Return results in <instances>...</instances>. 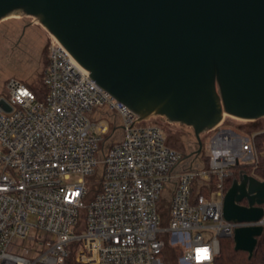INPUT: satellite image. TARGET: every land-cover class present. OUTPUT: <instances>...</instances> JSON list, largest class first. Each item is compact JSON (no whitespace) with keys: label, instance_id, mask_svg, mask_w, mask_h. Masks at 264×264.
<instances>
[{"label":"built area","instance_id":"built-area-1","mask_svg":"<svg viewBox=\"0 0 264 264\" xmlns=\"http://www.w3.org/2000/svg\"><path fill=\"white\" fill-rule=\"evenodd\" d=\"M48 50L43 97L18 78L0 96V264H214L222 238L264 227L223 217L253 139L222 133L207 168L188 164L51 34Z\"/></svg>","mask_w":264,"mask_h":264},{"label":"water","instance_id":"water-1","mask_svg":"<svg viewBox=\"0 0 264 264\" xmlns=\"http://www.w3.org/2000/svg\"><path fill=\"white\" fill-rule=\"evenodd\" d=\"M17 13L34 18L140 120L191 127L196 157L201 135L226 117L264 119V0H0V22ZM0 107L11 110L2 98ZM263 216L264 180L240 171L224 219ZM263 234L262 226L237 228L235 250L252 258Z\"/></svg>","mask_w":264,"mask_h":264},{"label":"trees","instance_id":"trees-1","mask_svg":"<svg viewBox=\"0 0 264 264\" xmlns=\"http://www.w3.org/2000/svg\"><path fill=\"white\" fill-rule=\"evenodd\" d=\"M24 27L25 28H23V30L21 29V32L18 31L16 27L6 31L7 33L5 32L6 35H4V39H6V42L9 45L3 50L4 57L0 62V81L9 75L19 76L21 81L26 83V85H28V87L35 91L40 97H43L45 94L43 78L49 62V40L44 35L42 29L39 26L29 24L24 25ZM41 40L43 42V45L42 43L40 44L42 47L39 46V42ZM26 74H28L27 79L25 78ZM42 92H44L43 96L41 95ZM248 123H251L250 126L255 129L246 130L244 128H238V130L243 132L242 134L244 135L250 134L253 131H257L252 138L253 146L258 156L257 161L250 163L237 162L234 164L231 167L234 174L227 182L226 190H229L234 178L238 177L240 171H245L249 175H253L259 180H264V119ZM173 124L188 127L180 123ZM223 124H228L229 126L234 125L232 122H226V120L223 122ZM211 131L201 135L205 148V137L207 133ZM188 139V144L192 152L191 154L193 155L184 153L186 162L191 164L194 161L198 166L207 168L211 151L206 149L198 158H196L194 153L198 150L199 145L195 134L194 139L191 138V136ZM174 144L175 143L169 138L168 145L174 149L180 150L178 147L174 146ZM176 145L180 147L179 143ZM201 193H204L206 196L209 194L207 190H204ZM160 211L164 221L167 220L168 214L165 204L162 205ZM182 253V250L174 252L173 257L167 259V263L177 264ZM214 264H264V234L259 238L258 245L253 253L252 258H249V254L247 252L235 250V244L232 237L222 238L220 240V254L217 256Z\"/></svg>","mask_w":264,"mask_h":264},{"label":"rangeland","instance_id":"rangeland-1","mask_svg":"<svg viewBox=\"0 0 264 264\" xmlns=\"http://www.w3.org/2000/svg\"><path fill=\"white\" fill-rule=\"evenodd\" d=\"M35 25V26H39L44 35L48 38V40L50 39V34L37 22H35V19L29 16H25L23 14H13L10 17L2 20L0 22V62L3 60L2 58L3 56V50L9 45L6 42V39H4V35H6V31H8L9 29H13L14 27H16L18 29V31L21 32V29L23 30L24 25ZM6 32V33H5ZM43 42L42 40L39 42V46H41L40 44ZM42 47V46H41ZM31 71V70H30ZM28 74L25 75V78L27 79ZM11 78H18L20 79L19 76H15V75H9L3 79H1L0 81V95H4L5 91H6V86H7V81ZM39 87V86H38ZM44 92L41 93V95L43 96ZM226 122H232V124H234L233 126H229L228 124H221L219 128H217V130H212L211 132L207 133L205 139H206V148L204 146L203 148V152L208 149L210 151L213 150V145L212 142L214 141L213 139L217 138L219 135V132L222 133H226L228 135H230L232 138H248L249 140H251L253 138V136L256 134L257 131H253L250 134H242L243 132H240L238 130V128H244L246 130H250V129H255L252 128L250 126L251 123H248L246 121H240V120H236L230 117H226L225 118ZM224 120V121H225ZM149 123L154 124V125H158L160 126L166 134L167 137V141L170 140L172 142H174V146L178 147L180 150H178L179 152H181L183 155L185 154H191V149L189 147L188 141H189V137L191 136V138L194 139V133L193 130L191 128L182 126V125H177V124H173L168 122V120L164 117L161 116H153L151 118H149L147 120ZM178 141V142H177ZM218 140H216L215 142H217ZM180 144V147L177 146V143ZM219 146V145H218ZM202 152V153H203ZM263 154V153H262ZM249 155V154H248ZM247 155H242V159L246 158ZM240 158V159H241ZM241 159V160H242ZM250 161V160H249ZM248 161V162H249ZM250 163V162H249ZM178 264V262H177Z\"/></svg>","mask_w":264,"mask_h":264},{"label":"crops","instance_id":"crops-1","mask_svg":"<svg viewBox=\"0 0 264 264\" xmlns=\"http://www.w3.org/2000/svg\"><path fill=\"white\" fill-rule=\"evenodd\" d=\"M220 127V126H219ZM218 127V128H219ZM217 130V129H216ZM221 133L219 132V135H220ZM214 140V139H213ZM218 140V139H217ZM216 140H214L213 142H212V147H213V149H216L217 147H218V145H220V141L218 140L217 142H215ZM224 145L223 144H221V146H219V147H223Z\"/></svg>","mask_w":264,"mask_h":264},{"label":"snow or ice","instance_id":"snow-or-ice-1","mask_svg":"<svg viewBox=\"0 0 264 264\" xmlns=\"http://www.w3.org/2000/svg\"><path fill=\"white\" fill-rule=\"evenodd\" d=\"M204 254H205V258H206V254H207V249L201 250Z\"/></svg>","mask_w":264,"mask_h":264},{"label":"flooded vegetation","instance_id":"flooded-vegetation-1","mask_svg":"<svg viewBox=\"0 0 264 264\" xmlns=\"http://www.w3.org/2000/svg\"><path fill=\"white\" fill-rule=\"evenodd\" d=\"M242 204H243V205H247L248 203H247L246 200H244V201L242 202Z\"/></svg>","mask_w":264,"mask_h":264}]
</instances>
